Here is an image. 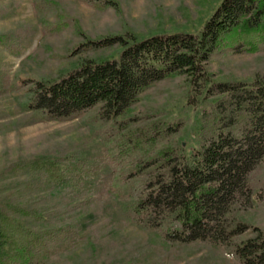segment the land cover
Listing matches in <instances>:
<instances>
[{
    "label": "trees",
    "instance_id": "trees-1",
    "mask_svg": "<svg viewBox=\"0 0 264 264\" xmlns=\"http://www.w3.org/2000/svg\"><path fill=\"white\" fill-rule=\"evenodd\" d=\"M78 1L97 12L114 3ZM52 4L33 0L39 22ZM72 29L67 22L43 27L41 41L13 77L0 65V96L15 100L23 126L87 118L100 143L99 160L81 163L76 150L60 148L0 167V264H147L152 255L142 246L131 244L129 250L127 239L112 240L105 257L102 243L87 235L97 213L87 210L103 201L113 203L127 224L145 227L153 242L181 249L212 246L238 264H264V228L243 221L255 195L264 191V77L255 71L251 84L214 81L211 70L212 59L224 53H264V0H221L199 34L165 33L126 43L119 36L83 41L78 30L67 56L90 44L121 48L117 58H85L52 80L24 68L45 40ZM33 33L26 25L0 32V59L20 53ZM171 80L208 106L190 132L195 145L189 152L182 143L184 118L162 112L125 116L143 93ZM99 164L103 171L96 174ZM81 214L87 220H77ZM81 243L85 249L77 258ZM154 258L169 264L164 256ZM184 259L183 264L204 260Z\"/></svg>",
    "mask_w": 264,
    "mask_h": 264
},
{
    "label": "rangeland",
    "instance_id": "rangeland-1",
    "mask_svg": "<svg viewBox=\"0 0 264 264\" xmlns=\"http://www.w3.org/2000/svg\"><path fill=\"white\" fill-rule=\"evenodd\" d=\"M50 1L54 6L50 5L51 10H48L46 20L39 22L34 15L33 0H0V32L14 30L23 25L32 27L34 31L20 53L2 54L0 65L10 78L14 76L20 61L41 41L43 27L52 28L67 22L71 23L73 28L69 32L45 40L31 67H24L34 70L36 78L52 80L77 67L85 58L96 61L117 58L121 48H95L90 44L81 52L67 56L77 45L75 37L78 30L85 35L83 41L119 36L126 43L165 33L199 34L221 0H113L114 3L101 12L78 0ZM5 13L8 14L4 15ZM211 70L215 72L214 81L233 78L251 84L254 76L264 77V53L257 56H227V53H224L221 57L212 59ZM255 71L259 73L255 75ZM187 93L178 80L162 82L143 93L125 116L162 112L169 118H184L188 125L182 143L189 152L195 145L190 132L199 123L201 113L206 112L208 106L206 101ZM19 113L11 96H0V167L19 156H30L60 148L76 150L81 163L91 164L99 160L100 143L92 137L89 124L86 123L87 118L79 117L64 123L49 122L23 126V116ZM102 171L101 164L94 168L96 174ZM257 194L251 209L244 212L243 221L264 228V191ZM257 196H260L259 200ZM93 210L97 213L89 223L86 233L94 242L102 243V249L106 251L105 257L111 253L107 244L112 240L119 242L125 238L129 241V250L131 244H136L142 246L144 253L152 255L147 264H157L153 258L159 260L163 256L169 264H183L184 257L189 260L204 259L197 264H238L229 252L216 247L193 245L181 249L165 246L159 241L153 242L145 227L127 224L120 218L115 205L109 201H103L94 209H88L87 213ZM85 219L87 220L85 214L77 218L82 221ZM84 235L85 232H82L81 236ZM84 245L85 243H81L75 252L77 258L85 249ZM166 254L170 256L166 257ZM99 264L105 263L100 260ZM164 264H167L166 260Z\"/></svg>",
    "mask_w": 264,
    "mask_h": 264
}]
</instances>
